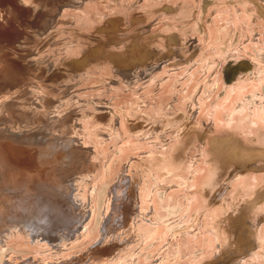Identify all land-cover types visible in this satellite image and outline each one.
<instances>
[{"label": "bare ground", "instance_id": "bare-ground-1", "mask_svg": "<svg viewBox=\"0 0 264 264\" xmlns=\"http://www.w3.org/2000/svg\"><path fill=\"white\" fill-rule=\"evenodd\" d=\"M87 1L89 0H19L18 5L15 7L16 11H14L16 18L12 19L19 23L22 31H19V34L12 41L8 42L7 38L5 39L7 41L0 43V80L5 77L9 81V84L0 85V142L5 141V144L0 145V251L6 255L5 264H35V262L37 264H133L131 262L137 255L133 251L132 246L135 244L133 247L136 248V242H145L148 245V242L150 240L154 241L157 235H160L157 240H162H160L161 242L159 241V246L157 245L158 241L156 242L158 248L154 247L157 248L154 250H156L155 252L159 250L163 255L161 253V256L156 255L155 257L153 254V258L149 256L150 260L148 258L149 261L145 263V259L142 264H174L184 257L181 253L183 248L180 250L181 246L195 247L197 249L198 242L201 239L198 238L200 237L198 236L199 234H202V236L205 234L203 237L204 242L202 245L200 243L201 249L197 253L192 256L189 253L193 257V264H264L262 262V259L264 260V146L258 143L253 133L246 134V138L249 139L247 144L234 132H230L227 140L229 142L227 143L223 136L214 135V132L218 131L215 128L219 129L223 125L224 127L225 125L229 126L230 121L227 124L222 123L223 125L218 127V120L223 121V119H218L216 122L215 116L210 114L209 123L206 120L205 125L201 126L196 116L193 115L194 109L190 107L185 108L187 111H191L189 114L187 111L174 114L170 110H165L163 114L157 112L150 115L147 114V112L149 113L147 107H144L147 109L146 113L141 110L142 114H138L140 106L143 107L142 105H144L143 101H138L136 105L133 107L131 105L129 109L117 110L111 107L114 105H112V101L111 106H105L107 109L104 111H91L88 108L89 105L86 99L82 101V97L72 92V90V93L70 92L67 95V90L70 91V89L65 91V85L67 84L63 80L68 79L71 75L75 76V74L80 73L76 67L81 64L75 65V61H73L72 65L69 62H65V58L61 57L60 54H67L66 47L53 49L55 54L53 53L52 55L46 54L48 51L42 52L45 48L49 50L54 46H58L55 37L59 35V33L57 35V31H59L58 16L60 12L57 16V8L71 5L72 8L79 9ZM111 1L115 5H118L117 3L120 4V0ZM181 2L178 4L174 3L175 5L172 4L173 6L169 4L171 5L170 10H177L178 13L179 8L182 5L184 6ZM220 3L218 1L217 4ZM142 4L143 0L140 4L138 0L136 3L127 5V11L121 18H117L120 24L126 21L128 25H132L137 34L130 38L128 36L127 38H119L118 42H114V47L119 48L122 47L121 45L124 47L132 41L133 44L128 47L130 49L133 48V50L129 53H120L122 50H117L120 54L115 55L112 54L114 51L111 52L110 50L108 52L104 50L103 56L100 57V59L104 58L107 60L108 68L109 66L111 68L109 78L102 81L108 88H111L110 83L113 86L116 83L119 85L118 87H122L125 90L132 88L131 90L137 91L145 82L152 81L153 77L158 78L160 75L162 77L164 74V72L163 74L161 73L162 71L171 70L172 73L173 71L175 73V69L179 71L181 67L196 66L197 63H201V67L203 63H207L209 67L210 58H206L207 55L204 56L206 54L205 51L204 55L201 53L203 49H200L199 38H196V43L190 40L193 42V45L191 43L192 46L188 45L190 42L186 45V42L188 37L192 38L190 34L193 33H199L204 37L209 36L207 29H212L213 27L207 28L206 24L210 22L207 21L206 23L203 19L199 21L200 19L197 18L199 23H196L198 24H193V21L191 22L192 24L183 22L185 24L182 26L185 29L184 33L182 31L169 32L162 39L149 37L147 35L148 31L147 33L145 31V34L143 32L146 30L145 27L148 26L150 30L151 28L153 30V24H149L150 20L145 22V18L149 16L150 11H148L149 9L145 10ZM187 6L190 7V4ZM212 8L213 5L211 10ZM194 10L195 8H191V12H194ZM25 12L30 16V19L34 17V14H39L38 22L41 21L40 25L38 22L34 21L33 23L22 19ZM129 12L136 15L142 14L143 21L137 22L136 19L139 17L136 15L131 16ZM55 14L57 17L53 18ZM62 14L60 17L65 15ZM9 15L12 17L13 14L9 12ZM47 16L48 22L45 28V22L43 23L42 21ZM261 16L264 20V12L261 13ZM5 19L8 22L13 21L8 17ZM191 19L195 20L193 17ZM167 21L169 22V20ZM167 21L165 20L164 22L165 26L168 23ZM20 32L22 33L20 34ZM209 32L211 31L209 30ZM121 34L123 33L121 32ZM225 36L227 37V35ZM153 38H157L154 39L156 42L150 43ZM140 40H142L140 43H143V41L150 42L145 44V46H138ZM201 40L203 38L200 39V42ZM258 40L262 41L261 38ZM206 41L203 42L207 43ZM5 42L9 44L13 42V44L7 46ZM160 43L164 45L161 46ZM209 43L210 41H208L207 45ZM74 44H71V46ZM214 45L216 44L214 43ZM251 46H254L253 43ZM261 46L259 45L258 47L264 48V46ZM17 48L21 50L22 56L27 58L19 63L24 73V79L21 80H13L17 77L18 72L19 74L22 72L20 70H13L12 76L10 74L4 75L11 64L7 56H12V51ZM124 48H122L123 51H126ZM212 49H214V46ZM254 49L256 50V48ZM39 50H41V54H39ZM230 50L225 53V58H228ZM18 52L15 55H18ZM246 52L250 53L249 51ZM250 60H253L254 64H258L254 57ZM218 62L220 63V60ZM100 68L102 67L100 66L96 70H100ZM88 69L90 68L88 67L86 72L89 71ZM185 70L186 68H184L183 72ZM171 72L169 74H172ZM84 74H82L83 78ZM169 74L166 77H169ZM78 77L81 79L80 76ZM157 78L155 82L158 81ZM69 79L72 78L70 77ZM171 79H173V76ZM259 80L257 81L261 82L263 79L259 78ZM69 85L71 86V83ZM158 86L160 87L161 85L158 84ZM190 104H187V106H190ZM172 106L170 104L168 106L169 109ZM192 106L194 107L193 103ZM259 108L262 111L261 107ZM213 111L216 112L215 110ZM76 112H78L77 115L74 114ZM238 115H241V113ZM121 118L128 125V132L132 134L130 136L140 135L143 137L145 145L148 146L146 153L138 156H134V154L131 156L132 153L129 154L130 156H128V153L127 156L123 154L127 150V147L124 148V146L128 145L124 143H128L126 140L128 141L129 136L124 142L122 141L124 146L119 143L121 142V137L123 139V131L125 130L123 129L122 131ZM225 118L227 119V117ZM233 118L230 120L233 121ZM259 118H255V121L259 120ZM248 119L250 120V117ZM138 120L140 121L139 126L136 124ZM82 121H85L86 126L83 125ZM258 122L260 123V121ZM259 123L256 124L255 122L257 127ZM156 129L157 131H155ZM260 138L262 139V137ZM106 140L110 141L109 144L113 142L112 146H110L111 148L107 151L103 150L104 148H100L102 145L105 148L107 147L105 146ZM6 142L9 144H6ZM171 142L174 144H171ZM230 142L238 145L241 149L243 147L244 149L255 151L258 157L243 162L236 157L237 154H233L234 149L230 148ZM24 143H28L29 158H33L28 170L24 169L25 166L22 167L17 163L18 160L23 158L22 151L17 153L16 156L12 153L14 146ZM169 144L171 147L168 146ZM133 145L129 144L128 150H131V148L135 150L138 146L136 143ZM170 148L173 151L170 152L171 154L169 153ZM168 149L169 151H166ZM190 150H195V154L192 155ZM186 153L188 154V165L190 167H187V175L180 177V175H177L176 165L182 162ZM121 155L126 156L123 157L125 161L122 160V168L114 170L115 172L113 173L111 169L113 160L120 158ZM227 157L231 158L229 162L226 161ZM170 158L173 159L171 160ZM201 161L208 165L205 166L209 167V175L206 176V179L198 189L202 204L192 206L194 205L192 200L193 193L188 192V184L192 183L195 178L194 169L196 167L194 165L197 166ZM224 161L229 166L226 171H222ZM174 163L175 165H173ZM193 166L195 167L194 169H192ZM34 170H36V173L43 172L41 173L42 178L38 177L36 179V175L29 177ZM52 173L56 181L53 187L55 195L46 194L47 188L41 186L44 177ZM20 174L24 176V181L21 183L15 177V175ZM13 175L14 177H10ZM198 175L196 177L198 179L195 178L197 181L201 176L198 177ZM27 177L29 180H35L26 181ZM175 177L180 178L178 183L173 181ZM40 180L42 181L36 182ZM44 182L47 183L46 181ZM10 184H13L12 189H6ZM190 185L192 186V184ZM178 186H182L184 189V191L178 189L180 190V192H177L180 194V199L173 196L170 197L171 195L168 196L169 193L171 194V190L175 191L173 188ZM48 199L57 204L66 205L73 211L75 217L72 215L71 222L74 225L70 228L72 230L71 233L69 231V236L67 230L69 222L63 225L64 228L63 226L59 229L56 228L55 223L59 214L54 211L50 214L47 211L49 207L43 206V204L49 202ZM199 200L201 201V199ZM118 208H122V210L117 212ZM109 212L111 219H109ZM182 217L185 219L183 218L184 220H182ZM93 220L98 225L96 226V237L87 244L90 247L82 250L80 254L74 255V259H71V255H62L64 251L88 242L85 237L90 234L89 227ZM159 230L161 231L159 232ZM205 232L210 233L212 236L207 235L210 238H205L207 234ZM18 236L25 237L28 245L32 247L31 251L34 252V256L20 253L13 246L9 248V245H6V242L10 243V238L18 240ZM8 239L9 241H7ZM211 240L217 246L215 247L214 245L210 256H204L214 244L211 243ZM110 242V245H116V247L111 253L107 252L102 258L101 253L103 249L107 251L110 249ZM14 244L18 245L17 243ZM145 245L143 246L145 247ZM149 246L151 245L149 244ZM29 248L26 247V249ZM143 248L138 249V251L141 252ZM138 251L136 252L140 253ZM144 253L146 252L144 251ZM144 256L146 257V255ZM211 256L212 258H210ZM45 257L51 260L45 259ZM225 257L226 259H224ZM26 258L28 259L26 260Z\"/></svg>", "mask_w": 264, "mask_h": 264}, {"label": "rangeland", "instance_id": "rangeland-1", "mask_svg": "<svg viewBox=\"0 0 264 264\" xmlns=\"http://www.w3.org/2000/svg\"><path fill=\"white\" fill-rule=\"evenodd\" d=\"M18 1L19 0H0V43L2 41H7V40H8V42L12 41V39L15 38V36H17L19 34L18 32L22 31L21 30L22 28L19 25V23H17L16 20L14 21V19H12L15 17L14 11H16L15 7H16V5H18ZM136 1H138V0H120L121 5L119 3H117L118 5H115L114 3H112L111 0L110 1L109 0H94V1L89 0V1H87V3L85 2L84 6L82 5L83 7L82 6H81V8L79 7V9H76L74 7L72 8L71 5H67V6L64 5V6H60L59 8H57V13H56L57 16H58V13L60 12L59 16H58L59 17L58 18L59 19V23H58L59 31L56 30L57 35H58V33H59V35L55 37V40L58 42V46H54L53 48H51L49 50L45 48L42 53H45L46 51H48V52H46V54L52 55L53 53L55 54L53 49H57V48L63 49L64 47H66V52L68 51L67 54L62 53V54H60L61 57H64L65 62L66 63L69 62V64H71V65L73 64V61H75V65L81 64L80 66H77L76 68L78 69V72H80V73L82 72V74L85 73L84 78H83L82 74L78 73L79 75L78 74H75V76L71 75L70 77L72 79H69L70 77H68L69 80L67 78L63 80V82L66 81V84H67V85H65V87H66L65 91L67 89H70V91L67 90V92H68L67 95L72 90V92H74L77 95H79L80 97H82V101H84V99H86V102L89 105L88 108L91 111H104L107 109L106 108L107 105H110L112 101H113L112 105L114 104L113 105L114 107L111 105L110 106L115 110L123 109V108L129 109V108L133 107L134 105H136L138 101H140V102L143 101L144 105H142L143 107L140 106V112L138 114H142V111L146 113L147 109L144 107H147L148 111H149V113L147 112V114H150V115H153L154 113H157V112H159L160 114H163L165 110H170L174 114H178L180 112L187 111L186 110L187 107H190V108L194 109L193 115L196 116L197 121L200 122L199 124L201 126L205 125L206 120H208V123H209V115L210 114H213L215 116L216 122L218 119H221V118L223 119V121L218 120V123H219L217 125L218 127L222 126L223 125L222 123L227 124V122L230 121L229 126L225 125V127H226L225 128L223 125V127H219V129L215 128V130H218V131L214 132V135L223 136L227 143L229 142L227 140H228V134L230 132H234L237 136L242 138V140L247 144L249 142V139L246 138V134L247 133H253L256 136L258 143H261L264 146V136H263L264 135V120H263L264 118H259V117H264V110H263V108H264V105H263L264 104V81H263L264 80V48L262 47V46H264V40H263V38H264V35H263L264 34V20L262 19V16H261V13L264 12V6H263L264 1L263 0H247V1L246 0H243V1H241V0H227V1L226 0H215L214 1V0H212L214 4L216 2V4L214 5L213 3L211 4V2H212L211 0H189V2H187V0H183L182 2H181V0H179V1L178 0H143V4H142L143 7H145V10L149 9L148 11H150L149 16L147 18H145V22L150 20L149 24H151V25L153 24L152 25L153 30H152V28L150 30V28L148 26V27H145L146 30H144V32H143L145 34V31H146V33L148 31L149 34L147 33V35L149 37H157V38L162 39L169 32L182 31L184 33L185 29L182 26L185 25L186 23L190 24L192 21H193L192 22L193 24H198L199 21H202L201 19L205 20L206 23H207V21L210 22L209 23L210 25L206 24L207 28H210V26L213 27V28L211 27L212 29H207L208 34L210 36L209 39H208L209 36L204 37L203 35L201 36V34H199V33L198 34L193 33V34H190L192 38L188 37L189 41L187 40V42H186V45L190 42V44H188V45L192 46L193 42L196 43V38L197 39L199 38L198 42H199V46H201L200 49L201 48L203 49V50H201V53H203V55H204L205 54L204 51L206 52V54L204 56L207 55L206 58H208V59L210 58L209 59L210 61L208 63L210 65L208 67L207 63H203L202 67H201V63H197L196 66L195 65L191 66V67H194L195 69L191 68V67L184 66V68H186V70L184 72H183L184 68L179 67L180 70H179V68H177L179 71H177L175 69V73L172 70L174 74L171 72V70L162 71L161 72L162 74L164 72L162 77L166 74L163 78L161 77V75H160L161 78L160 77H158V78L153 77L151 79L152 81L149 80V81H147V83L145 82L142 87H140L141 89L138 88V90H137L138 92L134 89H133L134 91L131 90L132 88L131 89L127 88L125 90L122 87H118L119 85H117L116 83L114 84V86L110 83L109 85L111 86V88H108V86L105 83H103L102 81L105 80L106 78H109V76H110L109 73H111V68H110V66H109L110 69L108 68V61L105 60L104 58L100 59V57L103 56L102 54H104V50L108 51V52L110 50H111V52L114 51V53H112L114 55L120 54V53H129L131 50H133V48L130 49L128 47V46H131V44H133L132 41L130 42V44L128 43V45H125L124 46L125 48L123 47V45H121L122 47H119V48L116 46L114 47V44L116 42H118V40H120L119 38H122V37L127 38V36L130 38L131 36H135L137 34L136 33L137 31L134 30L133 26L128 25L126 21H124L123 24L122 23L120 24V22H118L119 21L118 19L121 18L123 16V14L127 11V9H126L127 5H129L131 3H136ZM141 1L142 0H139V4ZM184 1H186L187 3ZM197 1L199 2V4ZM218 1H220L221 3L223 2L222 5H221V3L217 4ZM109 2H111V3H109ZM180 2L183 3L184 6L182 5V7L179 8L180 9V10H178L179 14L177 13V10H174V11L170 10L172 4L175 5V4H178ZM169 4H171V5H169ZM189 4H190V7L192 9L195 8L196 11L194 10V12H191V8L189 6H187ZM212 5H213V8L211 10ZM244 6H246V7H244ZM214 8H215L214 12L217 11L216 13L218 15L213 12ZM62 9L65 12H63ZM71 11H73V12H71ZM9 12H11L13 14L12 17L9 15ZM61 12L65 15L60 17V15L62 14ZM162 13H164L165 15ZM56 14L53 16V18L56 16ZM129 14L131 16L136 15L135 13H132V12H129ZM173 14L176 16H174ZM214 14H216V15H214ZM25 15H27V12L24 13V16ZM38 15L39 14H36V15L34 14V17L32 19H30L29 15L25 16L26 18L24 16H22V19L29 20V21L34 23V21L38 22V18H39ZM256 15H258V16H256ZM136 16L139 17L136 19L137 22L143 21V15L142 14L139 13ZM212 16H213L214 20L212 19ZM7 17L11 18L10 20H13V21L8 22L5 19ZM191 17H193L195 20L191 19ZM199 17H202V18H199ZM254 17L257 19H255ZM197 18L200 20L198 21ZM215 18H217V19H215ZM188 19H190L191 21ZM114 20H115V23H114ZM151 20H152V22H151ZM165 20L166 21L169 20V22L167 21L168 23H166L167 24L166 26L164 24ZM186 21H189V22H186ZM246 21H247V23H246ZM14 22H16L15 23L16 25L14 24ZM42 22L43 23L45 22V28H46V24L48 22V16ZM196 22H198V23H196ZM40 23H41V21L38 22L39 25H40ZM129 23H131V22H129ZM215 23H216V25H215ZM119 24H120V26H119ZM146 24H148V23H146ZM154 24L155 25L157 24V25L155 26ZM234 25H235V28H234ZM122 26H123V28H122ZM16 27L18 28L17 29L18 31L16 30ZM166 27H168V28H166ZM132 28H133V30H132ZM123 29H124V31H122ZM209 30L211 32H209ZM126 31L127 32L129 31V32L127 33ZM219 31H220V33H219ZM121 32L123 34H121ZM21 33L22 32H20V34ZM211 33H213V34L211 35ZM150 34H152V35H150ZM218 35L221 36V38H219ZM225 35H227V37ZM211 37H213L212 38L213 40L211 39ZM228 37H230V38H228ZM157 38H153V40H151L152 42L143 41V43H140L142 41V40H140L138 46H145V44H147L149 42L154 43V42H156L154 39H157ZM202 38H203V40H201V42H200V39H202ZM260 38L262 41L258 40ZM5 39H7V40H5ZM220 39L221 40L223 39V40L221 41ZM190 40H193V42ZM219 40L221 41V43ZM203 41L204 42L206 41L207 43H208V41H210V43L207 45V43H204ZM212 41H214V42H212ZM61 42L63 44H59ZM74 43H76V44H74ZM191 43H192V45H191ZM212 43H213V45H212ZM214 43L216 45H214ZM252 43L254 46H251ZM256 43L258 46L262 45L261 46L262 48L258 47L256 45ZM10 44H13V42ZM10 44L5 42V45H7V46H10ZM71 44H74V45L71 46ZM160 44H161V46L164 45L162 43H160ZM69 46H70V48L71 47L72 48L71 49L68 48ZM207 46H209V47H207ZM213 46H214V49H212ZM108 47H112V48H108ZM113 48H114V50H113ZM122 48L126 49V51H123ZM254 48H256V50ZM216 49H218V50H216ZM243 49H245L246 51H249L252 55L250 53L248 54V52H246L245 50L243 51ZM261 49H263V50H261ZM19 50L20 49L17 48V49L12 51L13 52L12 56L11 55L7 56V58L11 61V64L8 66L7 72L4 75L7 76V74H10L12 76L13 70L22 71L20 74L18 72L17 77L14 78L13 80L24 79V73H23L22 67L20 66L19 63L26 60L27 58L23 57L21 50L20 51ZM117 50H122V51H120V53H119ZM229 50H230V54H229V56H227L228 58H225V53L229 52ZM254 51H255V53H254ZM16 52H18V55H15ZM72 52H74V53H72ZM39 54H41V50H39ZM253 57H254V59H256V62L259 65H261V66L263 65L262 66L263 68L261 66H259L258 64H254L253 60H250ZM219 60H220V63L218 62ZM91 64H93V66H91ZM99 64H102V65H99ZM100 66L102 68H100V70L99 69L96 70V68H99ZM88 67L90 69H88L89 71L86 72L87 71L86 69ZM215 67H216V69H215ZM83 71H85V72L83 73ZM89 72L91 73V75ZM170 72L172 74H169ZM88 73H89V76H88ZM168 74H169V77H166ZM176 75H178V76H176ZM78 76H80V77L82 76L81 79ZM172 76H173V79H171ZM156 78L158 81L155 82ZM166 78H167V80H166ZM259 78H261L263 80L261 82H258V81H260ZM61 82H62V80H61ZM148 82H149V84H148ZM159 82H161V83H159ZM6 83L9 84V81L5 77L0 80V85L6 84ZM70 83H71V86L69 85ZM145 84H146V86H145ZM158 84L161 85L160 86L161 88L158 86ZM76 87H78V88H76ZM109 89H111V90H109ZM84 94H86V95H84ZM132 95H135V96H132ZM169 100H170V102H169ZM193 100H195V101H193ZM198 100H199V102H198ZM259 100H260V102H259ZM107 101H109V102H107ZM148 101H150V102H148ZM179 102L181 103V105ZM173 103H175L174 105H176V106H174ZM178 103H179L180 107L178 106ZM192 103H193L194 107L192 106ZM257 103H259V104H257ZM164 104H165V107H164ZM170 104H171V106L173 105L172 106L173 108L171 107V109H169V107H168ZM187 104H190V106L189 105L187 106ZM260 105H262V106H260ZM96 106H98V107H96ZM183 106H185V107H183ZM253 106H255V107H253ZM181 107H182V109H181ZM259 107H261L263 113ZM177 109H178V112H177ZM239 109H241V110H239ZM213 110H215L216 112H214ZM230 112H232V113H230ZM238 112H240L241 115H238V114H240ZM187 113L189 114V113H191V111H187ZM207 113H209V114H207ZM257 113H258V115H257ZM74 114L77 115L78 112H76ZM197 114H199V115L197 116ZM234 114H235V116H233ZM250 114H252V115L250 116ZM228 115H229V118H228ZM224 116L227 117V119ZM249 117H250V120L248 119ZM232 118L234 119L233 121L230 120ZM255 118H257V119L259 118V120L255 121ZM251 119L253 120L254 123L252 122ZM240 120H243V121L240 122ZM262 120H263V122H262ZM258 121H260V123ZM255 122H256V124L259 123L258 127L255 124ZM82 123L84 126H86L85 121L84 122L82 121ZM120 123H121L122 131H123V129H125L124 130L125 132L123 131V133H124L123 139L124 140L120 136L121 142H119V143L121 145H123L122 141L124 142L125 139L129 136V139H128V141L126 140V142H128L130 145H133L134 143L138 144V146L135 150L131 148V150H132V152H131L130 149L128 150L129 144L124 143V144H127L128 146L123 145L124 148L127 147V150L124 149L126 151V153L124 151L123 154H125L127 156V153H128V156H130L129 154L132 153L131 156L133 154H134V156H138V155H142V154L146 153L145 151H147L148 146L145 145V141H144L143 137H141L140 135L139 136H130L132 134L128 132V127H127L128 125H126V122L122 119V121ZM139 123H140V121L138 120V122L136 123L137 126H139L138 125ZM230 125H231V129H230ZM215 126H216V123H215ZM240 126H242V127H240ZM232 129H233V131H232ZM244 129H245V131H244ZM126 130H127V132H126ZM155 131H157V129ZM125 135H127V136H125ZM260 137H262V139ZM109 142L110 141L106 140L105 146H107V147L105 148L104 145H102V147H100V148L101 149L104 148L103 150H105V151L109 150L111 148L110 146H112V144H113V142H111L110 144H109ZM137 142H139V143H137ZM172 143L173 142H171V144ZM3 144H5V141L0 142V145H3ZM6 144H9V143L6 142ZM108 144H109V146H108ZM229 144H230V148L232 150L234 149L233 154H237L236 157L241 159L243 162L253 160V158L255 159L256 157H258L256 152L251 150V149H246V148L244 149L243 147L241 149L238 145L233 144L232 142H230ZM27 146H28V143H24L22 145L14 146V150L12 151L14 156H16L17 153H20L22 151L23 158H22V160H18L17 163L22 167L25 166L24 167L25 170L30 169L29 166L31 165V161L33 159V158L32 159L29 158V150H28ZM168 146L171 147L170 144ZM166 151H169V149ZM170 152H173L171 150V148H170L169 153ZM190 153L192 155L195 154V150H190ZM124 156L121 155L120 158H116L115 160H113L115 162V163L113 162L114 164L112 163V165H111V169H112L113 173L115 172L114 170H120L122 168L121 163H122V160H124V158H123ZM170 159L172 160L173 158H170ZM230 159H231L230 157H227L226 161L229 162ZM226 161H224L225 163L223 162L222 171H226L229 167L228 165H226ZM188 162H189L188 154L186 153L182 162L180 164L176 165L177 166V175H180V177L182 175L183 176L187 175V173H188L187 170L190 167L188 165ZM173 165H175V163ZM205 165L206 164H204V161H201V162H199V164H197V166L194 165L196 168L194 166L192 167V169L195 168L194 169L195 178L197 177L198 174L201 175V176L198 175V177L200 176L198 181L196 180L198 178H196V179L194 178V181L192 183H190V184H192V186L194 185L193 187L190 184H188L189 187L187 186L189 190L193 191L192 192V191H189L187 189L189 193H191V194L193 193L192 200H193L194 205H192V206H198V205L202 204V198H201L200 194L198 193V189L202 185L203 181L206 179V176L209 175V167H206L208 165H206V166ZM198 167H200V168L198 170H196ZM46 169H48V168L46 167ZM41 173H43V172H37L36 173V170H34L31 173V175H29V177L36 175L37 176L36 179L38 177L42 178ZM196 173H197V175H196ZM204 176H205V178H204ZM10 177H14V175L10 176ZM15 177L20 181V183L24 181V176L21 174L15 175ZM175 178H173L174 179L173 181L178 183L180 178L179 177H177L176 179ZM34 180H29L28 177L26 178V181H34ZM41 181L42 180L36 181V182H41ZM44 181H46L47 183H45ZM241 181H242V179H241ZM36 182H34V183H36ZM55 182L56 181H55V178L53 177V173L47 174L46 177H44V180H43V183L41 184V186L47 188L46 192H45L46 194L55 195L54 191H53V187L55 186ZM196 184H197V187H196ZM12 187H13V184H10L9 186L6 187V189L11 190ZM173 189H175V191L171 190V194L169 193L168 196L171 195L170 197L173 196L175 198L177 197L178 199H180L179 198L180 194H178L177 192L178 191L180 192V190H178V189H182L184 191L182 186H178L176 188L174 187ZM182 190H181V192H182ZM198 196L200 197L199 199H201V201L198 199ZM66 200L68 202L67 198H66ZM43 206L49 207L47 209V211H49L50 214H52L53 211L57 212V214H59L57 217L56 223H55L56 228L59 229L65 223L67 224V222H69L67 224V230H68V236H69L70 235L69 231L71 233V230H72L70 228H72L74 225L71 222L72 215L75 217V215L73 214V211H71L66 205L57 204V203L52 202L50 200H49V202L43 204ZM63 207H64V209H63ZM121 210H122V208H118L117 212H120ZM108 215H109V219H111L110 218L111 217L110 212ZM183 218L184 217H182V220L185 219V218L184 219ZM90 225H91L89 227L90 228V234L85 237L88 242H85L79 246H75L74 248H72L68 251H64L62 255H64V256L71 255V259H74V257L77 254H80V252H82V250L88 249L90 247V246H87V244L92 242L91 240H93V238L96 237V228H97L96 226L98 225V223L94 222V220H93V223H91ZM63 228H64V226H63ZM161 230H159V232ZM205 233H207L205 238H210V237H208L210 235V233H208V232H205ZM204 235L205 234H203V236H202V234L198 235V236H200L198 238H201V239L198 242L199 244H198L197 249L195 247H194L195 248L194 249L193 247L191 248V247L181 246L180 250H182L181 248H183V251H181V253L184 255V257L181 258L179 260V262H175L174 264H193L194 260H193V257H191V256L193 254L197 253L201 249L200 243H201V245L203 244ZM158 236L160 237V235H157L156 239H154L155 242L151 241V240H150V242H148L151 246H149V244L147 245L145 242L144 243L138 242L142 245V247H141V245L140 244L138 245V243L136 242L138 248L137 247L134 248L133 247L135 245L134 244L132 246V249L135 252V254L137 255L136 257L137 258L139 257V258L137 259L135 257L136 259L134 258L135 259V260L133 259L134 262L132 260L131 263H133V264H135V263L136 264H142L144 262L146 263L150 260L149 256L150 257L152 256L151 258H153L154 255H155V257H156V255H160L162 252H160L159 250H157V252H155L156 250H154V249L158 248V246H159L158 244H160V242H161L160 240H162V239L157 240ZM210 236H212V235H210ZM7 241H9V239ZM157 241L158 242L160 241V242L158 243ZM152 242H154V243H152ZM156 242H157L158 246H156ZM14 243H17L19 246L18 245L16 246ZM211 243L213 244L214 241L211 240ZM110 244H111V242L109 243V245ZM154 244H155V246H153ZM6 245H9V248H12L11 246H13V248L18 250V252H20V253H25V254L32 255V256L35 255L34 252L31 251V248H32L31 245H28L25 237H23V236H18V240H16L15 238H10V243L6 242ZM143 245H145V247ZM214 245H215V243L212 245L211 250H209L208 253L204 256H210L212 254ZM216 246L217 245H215V247ZM26 247H28V248L30 247V248L26 249ZM115 247H116V245H110V249L108 251L106 249H103V251L101 253V257L103 258V256L107 252L111 253ZM154 247H157V248H154ZM0 248H1V244H0ZM140 248H143L141 251L142 253L140 251H138V249L140 250ZM187 248H188V250H187ZM147 250H149L148 252L150 255L148 254ZM130 251H131V249H130ZM136 251H138L140 253H137ZM144 251L146 253H144ZM189 253H191V256ZM144 255H146V257ZM161 255H163V253ZM140 256L141 257L144 256V257H142V259H140L141 258ZM212 256L210 258H212ZM148 258H149V260H148ZM233 258H234V256H233ZM27 259L28 258H26V260ZM45 259L51 260L50 258H47V257H45ZM224 259H226V257ZM5 260H6V255H4V253H2L0 251V264H5ZM139 260H141L140 263H139ZM262 262L264 263L263 259H262ZM78 263H79V260H78ZM126 263H128V262H126ZM35 264H37V263L35 262Z\"/></svg>", "mask_w": 264, "mask_h": 264}]
</instances>
